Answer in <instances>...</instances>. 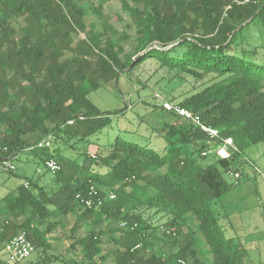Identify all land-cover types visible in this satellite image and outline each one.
<instances>
[{
  "label": "trees",
  "instance_id": "1",
  "mask_svg": "<svg viewBox=\"0 0 264 264\" xmlns=\"http://www.w3.org/2000/svg\"><path fill=\"white\" fill-rule=\"evenodd\" d=\"M132 1L122 0V7L135 25L136 45L134 56L123 61L111 39L87 30L79 1L0 0V153L16 159L29 152L45 164L50 158L60 164L46 185L28 177V186L6 198L0 246L25 232L36 249L47 250L51 231L76 214L72 235L87 226L72 243L82 247L80 264H106L112 255L114 264H175L179 258L247 264L246 248L225 236L214 204L233 184L227 171L244 173V148L264 142V63L239 41L254 20L264 25V0ZM20 18L18 35L14 23ZM148 59L195 77L213 75L212 83L179 105L199 113L221 137H232L238 151L221 158L214 139L172 113L176 119L163 122V151L116 136L106 155H84L79 162L34 146L48 135L93 142L111 114L125 110H99L90 91L113 80L120 88L121 77ZM35 132L37 138L29 139ZM91 186L103 202L87 207L77 195L90 197ZM144 208L166 214V230L152 231ZM103 223L109 227L101 229ZM155 240L168 250L154 251ZM201 241L213 255L210 262L201 256ZM105 243L115 247L105 251Z\"/></svg>",
  "mask_w": 264,
  "mask_h": 264
},
{
  "label": "rangeland",
  "instance_id": "2",
  "mask_svg": "<svg viewBox=\"0 0 264 264\" xmlns=\"http://www.w3.org/2000/svg\"><path fill=\"white\" fill-rule=\"evenodd\" d=\"M76 1L81 2L86 9L84 19L88 31L101 32L103 36L111 39L123 61L134 56L136 28L129 12L122 7V0ZM128 1L134 5L132 0ZM14 24L20 35L23 19L20 18ZM83 35L80 34L81 37ZM239 41L243 48L251 51V56L264 63V25L259 19L254 20L243 30ZM214 80L211 74L195 77L177 69L163 67L155 59H148L135 67L130 75L121 77L120 89L113 80L90 91L91 100L103 112L122 109L124 99L129 105L124 112L111 114V123L90 137L93 142L53 135L51 151L82 162L84 155H106L109 151L108 143L116 136L163 151L166 146L163 122L174 121L176 117L164 113L155 104L154 93L159 92L166 99L179 104L182 99L202 90ZM37 136L38 132L31 133L29 139L35 140ZM242 159H244L242 178L234 182L225 174V178L233 184L230 190L218 199L214 207L225 236L232 237L246 248V263L264 264V179L251 166L253 163L264 170V142L245 147ZM14 162L17 167L15 172L0 169L2 208L7 201L6 198L14 196L16 189L24 184L28 177L43 185L49 183L53 177L46 164L32 153L22 152ZM144 216L154 226L152 231L160 234L166 230L165 223L168 219L166 214L144 208ZM76 218V214L63 217L62 223L49 234L52 247L47 250L35 248L31 255L19 264H80L83 257L82 247L80 244L72 246V243L77 236L86 233L87 226L83 223L84 226L73 236L72 227ZM108 227L106 223L100 226L101 229ZM154 245V251L164 248L162 241L159 240H155ZM114 247L112 243L104 244L105 251ZM166 248L168 250L167 246ZM201 248L202 258L207 262L212 261L213 255L202 241ZM0 259L10 263L1 246ZM106 264H114L113 255Z\"/></svg>",
  "mask_w": 264,
  "mask_h": 264
},
{
  "label": "built area",
  "instance_id": "3",
  "mask_svg": "<svg viewBox=\"0 0 264 264\" xmlns=\"http://www.w3.org/2000/svg\"><path fill=\"white\" fill-rule=\"evenodd\" d=\"M251 1L257 0H235V2L239 5L249 3ZM153 98L155 100V104L159 108L192 123L204 133H206L210 139H214L213 144L216 147L215 151L221 158H229L234 152L238 151L232 137H221L220 130L217 127L205 122L199 113L193 112L192 110L185 108L178 103H174L166 99L159 92H155ZM72 122L73 120H69V123ZM51 145L52 135H48L38 140L34 146L36 148H43L50 147ZM205 153L206 151L203 152V154ZM46 166L51 172H56L60 169L59 162L54 158L47 159ZM251 166L253 167L254 171L259 173L264 179V170L253 163ZM0 169L8 172H15L17 167L14 159L0 153ZM227 175H229L234 182H238V180L242 177L240 171L233 169H229L227 171ZM24 185L28 186L29 182L25 181ZM89 194L90 197L88 198H80V195H77V198L80 199L87 207H91L95 201L97 205L102 204L103 197L100 196L99 191L94 186H91ZM107 197L109 199H113L115 198V194L111 192L107 195ZM121 226H126V223L122 222ZM4 250L7 254L8 261H10L11 264H19L21 261L27 259L31 255V253L35 250V247L28 238L27 234L25 232H20L4 243ZM175 264H187V261L184 258H179Z\"/></svg>",
  "mask_w": 264,
  "mask_h": 264
},
{
  "label": "water",
  "instance_id": "4",
  "mask_svg": "<svg viewBox=\"0 0 264 264\" xmlns=\"http://www.w3.org/2000/svg\"><path fill=\"white\" fill-rule=\"evenodd\" d=\"M256 14L257 13H255L250 19H248L246 22H244L243 24H241L239 27H237L233 32H232V34L231 35H233L234 34V32L235 31H237L239 28H241V27H243L246 23H248L250 20H252L255 16H256ZM129 68V67H128ZM127 68V69H128ZM118 81V78H116V82ZM119 88V87H118ZM120 89V88H119ZM120 93H121V95H122V91L120 90ZM129 107V105H128V103L125 101V99H124V107L122 108V109H119V110H117V112H122V111H124V110H126L127 108Z\"/></svg>",
  "mask_w": 264,
  "mask_h": 264
},
{
  "label": "crops",
  "instance_id": "5",
  "mask_svg": "<svg viewBox=\"0 0 264 264\" xmlns=\"http://www.w3.org/2000/svg\"><path fill=\"white\" fill-rule=\"evenodd\" d=\"M2 248L4 249V244L2 245Z\"/></svg>",
  "mask_w": 264,
  "mask_h": 264
}]
</instances>
